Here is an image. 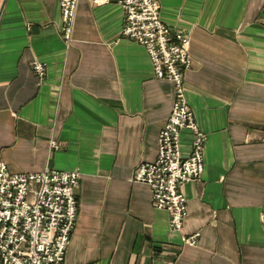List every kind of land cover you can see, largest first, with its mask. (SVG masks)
I'll return each instance as SVG.
<instances>
[{"label":"crops","instance_id":"obj_1","mask_svg":"<svg viewBox=\"0 0 264 264\" xmlns=\"http://www.w3.org/2000/svg\"><path fill=\"white\" fill-rule=\"evenodd\" d=\"M157 1L189 38L186 99L206 134L201 177L181 185V231L133 182L157 156L174 89L122 35L118 0H78L69 45L57 0H0V160L15 173L79 171L59 264H264V0ZM33 60L47 67L41 85Z\"/></svg>","mask_w":264,"mask_h":264},{"label":"built area","instance_id":"obj_2","mask_svg":"<svg viewBox=\"0 0 264 264\" xmlns=\"http://www.w3.org/2000/svg\"><path fill=\"white\" fill-rule=\"evenodd\" d=\"M78 0H57L60 6V34L66 45ZM106 0H92L99 4ZM123 12L122 35L146 49L153 74L166 79L174 89L168 120L159 131L157 156L135 167L133 182L147 185L153 207L169 214L170 228L181 231L187 212L181 185L199 179L204 170L206 134L187 103L185 72L192 59L189 38L170 28L160 17L157 0H118ZM31 69L38 84L44 83L46 65L33 60ZM190 132L187 154L181 147L182 131ZM53 148L59 144L51 142ZM78 170L59 171L48 167L40 172H11L0 160V264H59L65 259L78 214L75 195ZM198 233L183 237L195 245Z\"/></svg>","mask_w":264,"mask_h":264}]
</instances>
